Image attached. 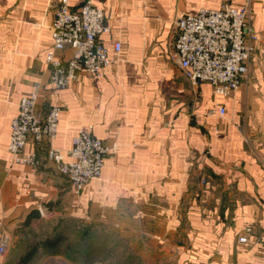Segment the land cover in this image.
Returning <instances> with one entry per match:
<instances>
[{"label":"crops","instance_id":"1","mask_svg":"<svg viewBox=\"0 0 264 264\" xmlns=\"http://www.w3.org/2000/svg\"><path fill=\"white\" fill-rule=\"evenodd\" d=\"M85 1L71 0L72 10ZM246 1L92 0L112 26L103 40L110 48L121 41L123 52L111 50L100 78L82 75L55 93L45 59L60 0H0V243H9L2 264L54 257L69 228L80 246L81 237L106 232L143 258L171 257L188 244L190 264H264V0H251L259 41L251 76L233 96L192 85L171 58L181 17ZM37 88L39 112L55 103L62 110L55 148L66 153L88 125L117 146L79 196L45 153L30 166L8 150L19 103ZM220 106L223 118L211 112ZM34 210L41 219L19 227Z\"/></svg>","mask_w":264,"mask_h":264},{"label":"built area","instance_id":"2","mask_svg":"<svg viewBox=\"0 0 264 264\" xmlns=\"http://www.w3.org/2000/svg\"><path fill=\"white\" fill-rule=\"evenodd\" d=\"M252 19L251 0L239 7L224 2L217 10L202 8L195 15L181 17L171 55L173 62L192 85L209 84L215 95L233 96L251 76V62L259 41ZM50 29L52 47L45 63L50 68L49 90L55 93L70 88L82 75L100 78L113 63L111 50L117 57L123 52L121 41L113 42L110 48L103 40L112 26L92 0H86L78 11L72 10L71 0H60ZM38 100L37 88L21 99L19 113L11 121L8 150L13 162L38 166L45 153L79 196L92 180L101 176L107 157L116 154L117 146L106 145L93 135V126L88 125L78 130L66 153L55 148L61 107L55 103L48 113L39 112ZM211 112L221 118L227 114L223 106ZM28 145L32 146L30 151ZM239 242L246 243L247 238L240 237ZM8 244L4 238L0 256L6 254Z\"/></svg>","mask_w":264,"mask_h":264},{"label":"rangeland","instance_id":"3","mask_svg":"<svg viewBox=\"0 0 264 264\" xmlns=\"http://www.w3.org/2000/svg\"><path fill=\"white\" fill-rule=\"evenodd\" d=\"M66 234L62 235V240L57 245L60 249L59 254L39 264H190L188 244L182 246L180 252L171 257L152 253L150 257L143 258L136 246L115 243V239L106 232L99 233L95 237L87 235L81 237V235L84 246L76 244V234L71 228ZM49 248L51 246L46 247V250L49 251ZM77 249L80 250L79 253Z\"/></svg>","mask_w":264,"mask_h":264},{"label":"water","instance_id":"4","mask_svg":"<svg viewBox=\"0 0 264 264\" xmlns=\"http://www.w3.org/2000/svg\"><path fill=\"white\" fill-rule=\"evenodd\" d=\"M42 217V213L40 210H34L32 211L27 217L26 219L21 222L18 226L19 227H27L29 226L33 221H37L40 220Z\"/></svg>","mask_w":264,"mask_h":264}]
</instances>
